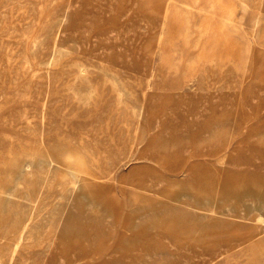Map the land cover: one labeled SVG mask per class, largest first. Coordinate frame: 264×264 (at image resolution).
<instances>
[{"label":"rangeland","instance_id":"374dc122","mask_svg":"<svg viewBox=\"0 0 264 264\" xmlns=\"http://www.w3.org/2000/svg\"><path fill=\"white\" fill-rule=\"evenodd\" d=\"M0 264H264V0H0Z\"/></svg>","mask_w":264,"mask_h":264},{"label":"bare ground","instance_id":"6f19581e","mask_svg":"<svg viewBox=\"0 0 264 264\" xmlns=\"http://www.w3.org/2000/svg\"><path fill=\"white\" fill-rule=\"evenodd\" d=\"M210 5V4H209ZM247 9V8H246ZM257 16V15H256ZM259 22V21H258ZM256 27V26H255ZM246 28V27H245ZM83 70V69H82ZM55 80V79H54ZM75 92V91H74ZM90 92V91H89ZM82 94V93H81ZM37 95V94H36ZM84 106V105H83ZM143 113V112H142ZM141 137V136H140ZM50 158V157H49ZM43 159V158H42ZM44 160V159H43ZM43 160H41V161H43ZM53 162H54V160L53 159H48V160H44L42 163L44 164V163H48V165H52L53 164ZM49 169V168H48ZM47 174H49V173H47ZM50 174H54L52 171H50ZM31 178V177H30ZM33 181V180H32ZM32 184V183H31ZM29 186V185H28ZM159 186V185H158ZM29 188H31L30 186H29ZM42 191V190H41ZM23 192V194L25 193L24 191H22ZM30 192V191H29ZM31 194V193H30ZM33 194V193H32ZM8 197L10 198L11 197V194L10 193H8ZM32 197H33V195H32ZM16 199H17V197H16ZM190 202V201H189ZM17 203L19 204V206H18V209H19V213L21 214V215H23L24 216V218H25V220L27 221V225L25 224V228L26 229H28L27 231H28V235L27 236H25L24 237V235H21L20 236V238L21 239H23V238H27V239H34V235H35V233H36V230H35V211H34V208L32 207V208H29V207H26V202L25 203H23L21 200H19L18 199V201H17ZM35 203V202H34ZM16 204V203H15ZM195 205V204H194ZM196 206V205H195ZM10 207H11V205L10 204H7V205H5V211H9V209H10ZM24 207H25V209H24ZM26 208H28V209H26ZM60 211V210H59ZM70 212V211H69ZM184 212V211H183ZM182 212V213H183ZM49 213V212H48ZM186 213V212H185ZM178 215H179V213H177ZM187 214V213H186ZM185 214V215H186ZM177 215V216H178ZM181 216H182V214H181ZM195 216V215H194ZM189 217V216H188ZM69 219H70V217H69ZM73 219V218H72ZM78 219V218H77ZM184 219H187V216H186V218H184ZM67 220V219H66ZM74 220H76V219H74ZM182 220H183V218H182ZM25 221V222H26ZM69 221V220H68ZM82 221V220H81ZM15 222V221H14ZM73 222V221H72ZM78 222V221H77ZM74 223V222H73ZM195 223H196V221H195ZM83 224V223H82ZM11 225H12V222H11V220H10V222H8L7 223V227H6V229H10V227H11ZM77 225V224H76ZM80 226V225H79ZM82 226V225H81ZM80 226V227H81ZM71 228H74V227H71ZM75 228H77V227H75ZM22 229V228H21ZM69 229H70V227H69ZM71 230H73V229H71ZM195 231V230H194ZM7 232V231H6ZM14 232V231H13ZM89 232V231H88ZM153 233V232H152ZM151 233V234H152ZM11 236V235H10ZM91 236V235H90ZM99 236V235H98ZM164 236V235H163ZM194 240V239H193ZM69 242V241H68ZM9 243V242H8ZM139 249V248H138ZM124 250V249H123ZM145 251V250H144ZM56 256V255H55ZM181 256V255H180ZM126 257V256H125ZM139 257V256H138ZM251 259V258H250ZM263 262V261H262Z\"/></svg>","mask_w":264,"mask_h":264}]
</instances>
